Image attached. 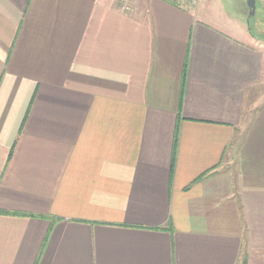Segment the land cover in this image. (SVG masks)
<instances>
[{"label":"crops","instance_id":"crops-1","mask_svg":"<svg viewBox=\"0 0 264 264\" xmlns=\"http://www.w3.org/2000/svg\"><path fill=\"white\" fill-rule=\"evenodd\" d=\"M132 5L0 0V264H264V38Z\"/></svg>","mask_w":264,"mask_h":264},{"label":"rangeland","instance_id":"rangeland-1","mask_svg":"<svg viewBox=\"0 0 264 264\" xmlns=\"http://www.w3.org/2000/svg\"><path fill=\"white\" fill-rule=\"evenodd\" d=\"M225 7V11L234 16H245L249 21L252 31L258 36L264 38V9L258 5V10L254 15H250V9L247 6L246 0H221Z\"/></svg>","mask_w":264,"mask_h":264},{"label":"built area","instance_id":"built-area-1","mask_svg":"<svg viewBox=\"0 0 264 264\" xmlns=\"http://www.w3.org/2000/svg\"><path fill=\"white\" fill-rule=\"evenodd\" d=\"M185 1H190L193 3H196L198 0H185ZM122 2V8L125 11H132L133 9V0H121ZM259 2L264 5V0H259Z\"/></svg>","mask_w":264,"mask_h":264},{"label":"water","instance_id":"water-1","mask_svg":"<svg viewBox=\"0 0 264 264\" xmlns=\"http://www.w3.org/2000/svg\"><path fill=\"white\" fill-rule=\"evenodd\" d=\"M247 5L250 9V15H254L256 13V2L257 0H246Z\"/></svg>","mask_w":264,"mask_h":264}]
</instances>
